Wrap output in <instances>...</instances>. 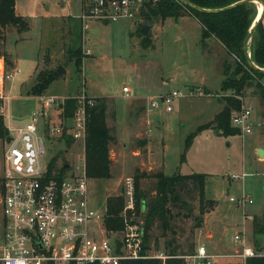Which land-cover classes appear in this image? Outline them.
<instances>
[{"label": "rangeland", "instance_id": "obj_1", "mask_svg": "<svg viewBox=\"0 0 264 264\" xmlns=\"http://www.w3.org/2000/svg\"><path fill=\"white\" fill-rule=\"evenodd\" d=\"M65 2L72 15H80L81 0H17L23 13L31 17L25 18L28 31L18 33L12 29L5 40H0V50L15 64L10 68L3 60L5 70L18 71L4 85L8 99L0 106L4 109L5 126L8 118L14 127L29 122L30 114L39 108V100L25 92L34 85L41 71L50 68L58 71L60 67L63 73L59 79L40 96L74 100L84 92L87 97L105 99L107 106L106 123L113 137L109 143L112 177L107 181L88 179L94 210L104 212L108 197L121 196L124 179L133 178L138 168L146 172L157 168L168 176L204 174L205 197L215 201L214 210L195 229L199 199L196 189L188 185L180 197L186 205L181 206L180 202L177 208L170 206L173 215L170 230L164 232L156 224L150 227L148 254L162 252L167 256L171 250L181 257L194 253L202 245L214 256L216 264H241L237 257L241 245L234 241V236L243 229L245 246L264 250V159L256 153L257 146L264 148V124L261 131L243 137L221 136L213 127L197 132L198 127L208 123L220 110L223 102L219 96L232 97L235 93L220 91L216 71L203 72L205 62L199 55L200 36L195 26L187 23L177 29L167 20L160 27V22L153 20V34L157 38L152 47L145 48L141 45V22L139 25L137 20L141 17L111 23L90 22L83 31L78 19L63 17ZM69 47L82 50L79 68L73 60H68ZM226 63L229 73L233 72L237 63L229 56ZM202 80L211 91L204 96L178 98L170 113H165L162 106L148 108L150 98L172 91L186 94L192 85L199 88ZM262 80L256 82L264 89ZM256 82L241 97L243 106L251 105L253 112L261 113L262 98ZM124 86L132 90L129 98L122 94ZM136 102L144 104V113L135 114ZM145 131L151 140V150L146 148ZM194 132L196 135L185 150V139ZM83 146L84 142L57 140L46 144L47 156L52 155L51 163L56 159L54 164L59 168L68 165L63 171L66 175L77 174L81 170ZM5 148L1 140L0 176ZM60 154L65 156L64 162ZM183 154L185 160L181 162ZM243 174V179L232 178ZM141 188L151 197L153 179L142 180ZM243 194L252 200L251 205L242 208L230 202L229 198L237 200ZM134 220L143 222L142 213ZM206 231L210 237H206Z\"/></svg>", "mask_w": 264, "mask_h": 264}, {"label": "built area", "instance_id": "obj_2", "mask_svg": "<svg viewBox=\"0 0 264 264\" xmlns=\"http://www.w3.org/2000/svg\"><path fill=\"white\" fill-rule=\"evenodd\" d=\"M147 1L81 0L78 17L81 30H87L90 22L135 19ZM230 57L240 64L235 55ZM15 72L18 71L5 70L1 61V102L8 99L4 95V85L12 81ZM122 94L129 98L132 90L124 86ZM205 94L201 88H191L186 94L180 91L159 94L148 100V108L162 106L165 113H170L178 98ZM233 97L241 101V109L231 117V126L242 137L262 129L263 122L253 118V106H243L241 96ZM37 98L39 108L30 114L28 123L14 127L8 118L5 126L8 134L4 139L6 148L0 176V264H120L146 258L164 264L168 256L162 252L150 255L144 249L143 222L134 220L138 216L132 177L125 178L122 186L123 229L107 232L103 224L105 211L98 212L90 204L84 154L77 174L66 175L58 168L50 169L52 155L47 156L46 144L51 145L57 140L85 142L89 111L95 106L94 98L87 97L84 92L75 97V108L70 117L64 116L63 106L67 99ZM3 110L0 106L4 118ZM243 177L244 174L232 178ZM229 200L242 208L253 203L244 194L240 199ZM234 241L241 245L237 254L241 264L247 259L264 258V250L245 246L244 229L238 231ZM179 258L184 264H216L214 256L209 255L202 245L194 253Z\"/></svg>", "mask_w": 264, "mask_h": 264}, {"label": "trees", "instance_id": "obj_3", "mask_svg": "<svg viewBox=\"0 0 264 264\" xmlns=\"http://www.w3.org/2000/svg\"><path fill=\"white\" fill-rule=\"evenodd\" d=\"M194 5L203 9H221L240 0H188ZM15 0H0V40H5L6 34L15 30L18 33L29 30L26 19L16 16ZM257 8L254 3L239 5L230 10L220 13H198L186 8L175 0H149L145 3L139 17L140 21L160 20L168 18L178 19L182 16H192L201 25V44L207 38L216 39L225 49L228 56L235 55L240 64H236L233 72L229 73V66L224 64V79L221 83V91L233 90L235 96H241L244 90L253 82L264 78V74L251 69L247 63L243 52L244 40L255 20ZM79 21V20H78ZM80 23V22H79ZM140 25V23H139ZM81 28V24H80ZM141 29V25L140 28ZM3 44V42H2ZM141 45L145 48L151 47V34L141 36ZM70 48V47H69ZM248 53L251 60L261 69H264V28L261 21L256 23L252 38L248 44ZM68 60L74 61L76 68L82 64L83 53L81 48L72 47L67 51ZM0 58L7 63L9 61L6 53L0 50ZM60 75L55 69H44L41 71L34 85L25 94L27 96H40L42 91L52 82L59 79ZM256 89L259 96L264 101V89L256 82ZM205 91V90H204ZM207 91H205L206 93ZM223 102L222 110L216 114L213 120L198 127L197 132L213 127L221 136H236L239 132L231 126V117L241 109V101L236 97H219ZM95 106L89 111L87 121L86 138L84 142L85 172L88 179L107 181L111 179V160L109 156V143L113 140L109 128L106 124V103L105 99L94 98ZM0 101V105H1ZM64 116L70 117L75 108V102L67 99L64 102ZM8 132L4 124V118L0 114V141L4 140ZM196 133H191L185 139L184 149L190 147V143ZM56 160V159H55ZM52 161L50 169L58 168L63 173L64 168L59 169ZM185 160L184 154L181 162ZM204 174L183 175L175 173L165 175L162 171L150 170L149 172L135 169L133 174L135 190V211L137 216L143 215L144 228V249L148 250V232L153 224L161 228L164 232L170 230V221L173 217L171 207L185 206V202L180 199L181 192L191 185L196 189L199 199V216L195 218V229H199L204 222V216L215 208V201L205 197ZM153 179L154 191L149 197L141 188V181ZM123 209V198L121 196H111L106 199L105 215L103 224L107 232L122 230L124 223L121 216ZM140 213V214H139ZM168 258L164 264H184L174 251L167 253ZM120 264H162L161 261L152 258L122 261ZM245 264H264V258H251Z\"/></svg>", "mask_w": 264, "mask_h": 264}, {"label": "crops", "instance_id": "obj_4", "mask_svg": "<svg viewBox=\"0 0 264 264\" xmlns=\"http://www.w3.org/2000/svg\"><path fill=\"white\" fill-rule=\"evenodd\" d=\"M262 3H263V5H261L262 6V8H261L262 13H261V15H260L259 18H260V21H261L262 26L264 28V0H262ZM62 8L65 9V12L63 13V17L64 18L67 17V19H71V18L78 19L79 15L78 16L77 15H72V13L69 11V4L67 2L63 3ZM256 8L258 10V7L257 6H256ZM14 11H15V15L16 16H20V17H22L24 19L25 18H28V17H31V15H28V14H24L23 13V10H22L21 6L17 3V0H15ZM137 20L139 21V23L141 22L139 19H137ZM167 20H171L172 23H173V25H175V27L177 29H180L183 24L189 23V24H193L195 26V28L199 31L198 38L200 36L199 45L201 47L200 48V54L199 55L203 59L202 61L205 62L202 65V70H203V72H205L207 70H209V71L214 70V71L217 72V74H218V80H219L218 88L220 86V91H221V83H222V80L224 79L223 67H224V64L226 63V57H228V55H227L224 47L216 39H214L212 37L211 38H207L204 41V43L201 44V30H202V27H201L200 23L194 17H192V16H186L185 15V16L179 17L176 20L175 19H172V18H168V19H166L164 21H160V20H155V21L160 22V27H162L166 23ZM151 23H152V27L149 30L150 31L149 33L151 34V47H152L153 44H154L155 39L157 38V35H156V33L153 34V30L155 28V24L153 22H151ZM2 60H4V59L2 58ZM7 66H9L10 68H12V67H15V64L11 60H9L7 62ZM261 85L264 87V80L261 81ZM189 88H196V86L194 87V85H192ZM199 88H201V89H203L205 91L211 92L210 89H209L210 87H209V85H208V83L206 81H203L202 80L201 83H200ZM137 104H140V105L137 106ZM261 105L263 106L262 107V109H263L262 112L261 113H258L255 110L253 112V116H254L253 118L255 120H259V121L263 120L261 122H263V124H264V101L263 100H262V104ZM222 108H223V105L221 106L220 110L216 114H218L222 110ZM106 111H107V106H106ZM134 111H135V114L136 115L137 114L144 113V104L142 102H136L135 103V107H134ZM214 116H213V118H214ZM213 118L209 122H211L213 120ZM145 124H146L147 127L149 126V124L147 123V121L145 122ZM143 137H144V139L147 140L146 148H149L151 150V148H150L151 140H150V138L148 136V133L146 131H145ZM257 149H263V151H264V148L262 146H257L256 147V150ZM263 159H264V157H263ZM153 164H154V166H156V163L154 161H153ZM138 169H140L141 171H143L142 168H138ZM156 169L157 168H155V169L150 168V169H148V171H150V170H156ZM157 171H162V170H158L157 169ZM205 233H206V237H210V233L208 231H206Z\"/></svg>", "mask_w": 264, "mask_h": 264}, {"label": "water", "instance_id": "obj_5", "mask_svg": "<svg viewBox=\"0 0 264 264\" xmlns=\"http://www.w3.org/2000/svg\"><path fill=\"white\" fill-rule=\"evenodd\" d=\"M175 1L178 2L179 4H181L182 6H184L186 8H189V9H191L193 11H196L198 13H208V14L224 12V11L230 10L232 8H235V7L239 6V5L246 4V3H254V4L257 3V4H260V5H263L262 0H240L237 3L232 4L230 6H227V7L221 8V9L210 10V9L200 8V7L194 5L193 3H191L188 0H175ZM259 20H260V18H258V20H256V22L251 26V28L249 30V33H248L247 37L244 40L243 52H244V55H245V58H246L247 65L251 69L256 70V71L261 72V73L264 74V69H261L258 66H256L255 63L251 60V57H250V55L248 53V44H249V42H250V40L252 38L253 32L255 30L256 23ZM151 27H152V23L150 21H147V20L146 21H142L141 29H140L141 35L142 36H146L148 34L149 30L151 29ZM57 73L58 74H62L63 73V69H61L59 67ZM8 141H9V138L6 139V142H8ZM256 153H257L258 158H263L264 157L263 149H257ZM61 158H63V157H61ZM63 168L64 169H68L69 166L64 164Z\"/></svg>", "mask_w": 264, "mask_h": 264}, {"label": "bare ground", "instance_id": "obj_6", "mask_svg": "<svg viewBox=\"0 0 264 264\" xmlns=\"http://www.w3.org/2000/svg\"><path fill=\"white\" fill-rule=\"evenodd\" d=\"M257 7H258V10H257V14H256V17H255L253 24L256 22V20H258V18L260 17V15L262 13V11H261L262 6L260 4H258Z\"/></svg>", "mask_w": 264, "mask_h": 264}, {"label": "flooded vegetation", "instance_id": "obj_7", "mask_svg": "<svg viewBox=\"0 0 264 264\" xmlns=\"http://www.w3.org/2000/svg\"><path fill=\"white\" fill-rule=\"evenodd\" d=\"M61 157H63V158H61ZM59 158H60V160H62L63 162L65 161V156H64V155L60 154V155H59Z\"/></svg>", "mask_w": 264, "mask_h": 264}]
</instances>
